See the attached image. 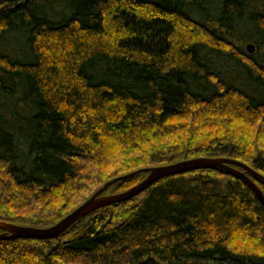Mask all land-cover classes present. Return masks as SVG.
<instances>
[{"label":"trees","instance_id":"16d2710c","mask_svg":"<svg viewBox=\"0 0 264 264\" xmlns=\"http://www.w3.org/2000/svg\"><path fill=\"white\" fill-rule=\"evenodd\" d=\"M200 158L264 176V0H0L1 223L49 228ZM0 264H264V208L191 171L0 241Z\"/></svg>","mask_w":264,"mask_h":264},{"label":"water","instance_id":"95a60500","mask_svg":"<svg viewBox=\"0 0 264 264\" xmlns=\"http://www.w3.org/2000/svg\"><path fill=\"white\" fill-rule=\"evenodd\" d=\"M246 50L249 54L254 52L253 45H248ZM209 170L237 178L245 187L253 193L255 198L264 208V195L258 184L264 187V176L256 173L249 166L244 165L236 160L230 159H219V158H200L191 159L189 161L177 162V164L166 165L162 167H155L150 169H143L141 171L134 172L127 176H122L112 180L110 183L104 185L99 189L91 198L85 201L78 208L73 210L70 214L64 217L55 225L45 228H32L10 225L0 222V241H10L16 239H32V240H51L59 237L65 233L73 224L82 218L87 217L91 213L109 207L112 204L122 203L133 199V197L138 196L146 189L155 184V182L162 180L166 177L178 176L181 174H186L191 171ZM140 173H146V177L142 182L133 186V188L121 192V194L116 195H102L103 192L111 185L121 180H127L132 176Z\"/></svg>","mask_w":264,"mask_h":264},{"label":"rangeland","instance_id":"374dc122","mask_svg":"<svg viewBox=\"0 0 264 264\" xmlns=\"http://www.w3.org/2000/svg\"><path fill=\"white\" fill-rule=\"evenodd\" d=\"M124 176H125V175H124ZM111 181H112V180H111ZM101 188H102V187H101ZM101 188H100V189H101ZM88 189L91 190L92 188H87L86 190H88ZM238 237L240 238V236H237V238H238ZM239 238H238V239H239ZM238 243L242 244L241 242H238ZM247 245H248V244H245V247H244V248H247Z\"/></svg>","mask_w":264,"mask_h":264}]
</instances>
